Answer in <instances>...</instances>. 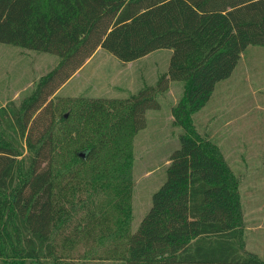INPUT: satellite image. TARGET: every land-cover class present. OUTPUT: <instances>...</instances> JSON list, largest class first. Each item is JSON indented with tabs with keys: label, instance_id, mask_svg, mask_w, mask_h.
<instances>
[{
	"label": "trees",
	"instance_id": "trees-1",
	"mask_svg": "<svg viewBox=\"0 0 264 264\" xmlns=\"http://www.w3.org/2000/svg\"><path fill=\"white\" fill-rule=\"evenodd\" d=\"M0 42L59 57L0 106V264H264L244 248L237 179L192 122L247 45H264V0H0ZM99 47L125 61L172 52L156 85L54 101ZM169 80L183 83L179 146L131 231L133 136Z\"/></svg>",
	"mask_w": 264,
	"mask_h": 264
},
{
	"label": "rangeland",
	"instance_id": "rangeland-1",
	"mask_svg": "<svg viewBox=\"0 0 264 264\" xmlns=\"http://www.w3.org/2000/svg\"><path fill=\"white\" fill-rule=\"evenodd\" d=\"M171 52L164 47L125 61L99 47L50 97H127L156 85ZM58 60L52 52L0 42V106L19 103ZM182 92V81L169 80L156 95L159 106L146 109L145 126L133 136L127 177L131 231L150 208L152 193L165 180L170 155L179 146L182 128L171 107ZM192 122L200 135L217 144L237 179L244 248L264 258V45H247L231 74L216 82L209 99L192 114Z\"/></svg>",
	"mask_w": 264,
	"mask_h": 264
},
{
	"label": "water",
	"instance_id": "water-1",
	"mask_svg": "<svg viewBox=\"0 0 264 264\" xmlns=\"http://www.w3.org/2000/svg\"><path fill=\"white\" fill-rule=\"evenodd\" d=\"M81 155H84V152H81Z\"/></svg>",
	"mask_w": 264,
	"mask_h": 264
},
{
	"label": "crops",
	"instance_id": "crops-1",
	"mask_svg": "<svg viewBox=\"0 0 264 264\" xmlns=\"http://www.w3.org/2000/svg\"><path fill=\"white\" fill-rule=\"evenodd\" d=\"M60 88V87H59Z\"/></svg>",
	"mask_w": 264,
	"mask_h": 264
}]
</instances>
